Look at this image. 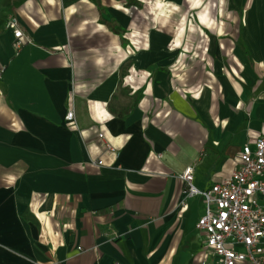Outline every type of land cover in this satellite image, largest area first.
I'll return each instance as SVG.
<instances>
[{
  "label": "crops",
  "instance_id": "0c3cea01",
  "mask_svg": "<svg viewBox=\"0 0 264 264\" xmlns=\"http://www.w3.org/2000/svg\"><path fill=\"white\" fill-rule=\"evenodd\" d=\"M261 134L264 0H0V264H218L180 175Z\"/></svg>",
  "mask_w": 264,
  "mask_h": 264
},
{
  "label": "built area",
  "instance_id": "2783aa9c",
  "mask_svg": "<svg viewBox=\"0 0 264 264\" xmlns=\"http://www.w3.org/2000/svg\"><path fill=\"white\" fill-rule=\"evenodd\" d=\"M8 27L15 46L21 47L25 41L17 19H11ZM66 119L76 123L73 108ZM180 178L187 183L189 196L204 198L205 211L197 228L218 264H264V134L244 144L231 175L210 188L200 190L193 185L192 166Z\"/></svg>",
  "mask_w": 264,
  "mask_h": 264
},
{
  "label": "rangeland",
  "instance_id": "374dc122",
  "mask_svg": "<svg viewBox=\"0 0 264 264\" xmlns=\"http://www.w3.org/2000/svg\"><path fill=\"white\" fill-rule=\"evenodd\" d=\"M197 198H198L199 202L204 204V201H203V199L201 197H197Z\"/></svg>",
  "mask_w": 264,
  "mask_h": 264
},
{
  "label": "trees",
  "instance_id": "16d2710c",
  "mask_svg": "<svg viewBox=\"0 0 264 264\" xmlns=\"http://www.w3.org/2000/svg\"><path fill=\"white\" fill-rule=\"evenodd\" d=\"M111 27L115 29V27L113 25H111Z\"/></svg>",
  "mask_w": 264,
  "mask_h": 264
}]
</instances>
